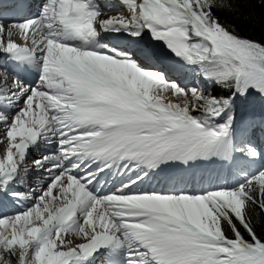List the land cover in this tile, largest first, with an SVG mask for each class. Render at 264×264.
Listing matches in <instances>:
<instances>
[{
	"label": "snow or ice",
	"instance_id": "6c2138e0",
	"mask_svg": "<svg viewBox=\"0 0 264 264\" xmlns=\"http://www.w3.org/2000/svg\"><path fill=\"white\" fill-rule=\"evenodd\" d=\"M239 3L41 0L13 20L0 10V264H264L252 215L264 212V120L236 115L238 102H264V41L217 14ZM198 161L227 165L228 182L141 190L162 165ZM33 169L43 183H30ZM109 177L127 180L105 191Z\"/></svg>",
	"mask_w": 264,
	"mask_h": 264
},
{
	"label": "trees",
	"instance_id": "16d2710c",
	"mask_svg": "<svg viewBox=\"0 0 264 264\" xmlns=\"http://www.w3.org/2000/svg\"><path fill=\"white\" fill-rule=\"evenodd\" d=\"M224 23H239L238 31L241 35L264 41V4L259 0H240L235 13L222 11L217 13ZM214 95H222L226 92L223 89L216 88ZM237 120L242 124L250 119L257 118L264 120V102L259 97L254 96L249 102H238L236 110ZM253 222L256 232L264 236V212L258 208L253 210Z\"/></svg>",
	"mask_w": 264,
	"mask_h": 264
},
{
	"label": "bare ground",
	"instance_id": "6f19581e",
	"mask_svg": "<svg viewBox=\"0 0 264 264\" xmlns=\"http://www.w3.org/2000/svg\"><path fill=\"white\" fill-rule=\"evenodd\" d=\"M41 2V0H39V3ZM36 13L32 14V16H34ZM13 18H18V16L13 17ZM19 40H17L18 42ZM19 43H21V41H19ZM2 58V57H0ZM4 66V60L0 61V67ZM188 76V74H187ZM194 77V76H193ZM184 81V80H183ZM188 85L190 84V81L186 82ZM44 148V146L42 145V149ZM43 151V150H42ZM42 151L39 153L38 157L41 155ZM4 152L3 147H0V155H2ZM195 166H197V164H194ZM207 176H208V180L207 181H203V175H201V172H198L196 170H189L186 173V177L187 180L193 179V177H197L198 178V182H199V186H198V190H202V189H207L209 187H213L218 183H224L223 180L224 178V166L223 165H217V164H210V162L205 161V164L203 165ZM161 168L163 169V171L157 170V177L155 179H153L151 182L149 183H144L141 185V190H157V191H164L161 188V184L162 183H166L168 180L166 179V177L171 176V175H177V176H183L184 172L181 171L180 169H178L177 167L172 166V164H167V165H162ZM233 173L235 171H232ZM230 177V173L227 175L226 177V182H228V178ZM121 179L123 180H127V177H123V178H117L115 180H113L111 177L108 178V183L107 186L105 187V191H109V190H114L116 187L119 186ZM235 180V175H231V182H234ZM38 183H43V180L41 179L40 174H37V177L33 183V186H35ZM173 190H175L176 188L173 187ZM167 191H170V189L168 188ZM77 243L79 241H76ZM103 261V258L101 260H98L97 264H100Z\"/></svg>",
	"mask_w": 264,
	"mask_h": 264
},
{
	"label": "rangeland",
	"instance_id": "374dc122",
	"mask_svg": "<svg viewBox=\"0 0 264 264\" xmlns=\"http://www.w3.org/2000/svg\"><path fill=\"white\" fill-rule=\"evenodd\" d=\"M190 76H192V75H191V74H188V76H186V78L182 76V77L179 78V79L184 80V81H183L184 83H186L187 81H190V84H189L190 87L193 86V85H197V86H199L200 83H201L200 79L197 78V77H190ZM186 84H187V83H186ZM177 102H179V101H177ZM202 162H203V161H202ZM210 163H211V164H216V163L222 164L221 162H216V163L210 162ZM225 170H226V174H227L228 172H230L229 167L226 168ZM234 171H235V170H234Z\"/></svg>",
	"mask_w": 264,
	"mask_h": 264
}]
</instances>
